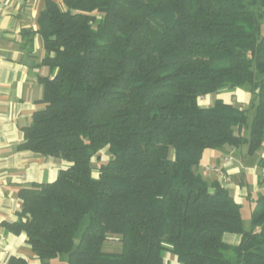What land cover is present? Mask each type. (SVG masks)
Wrapping results in <instances>:
<instances>
[{
	"label": "trees",
	"instance_id": "16d2710c",
	"mask_svg": "<svg viewBox=\"0 0 264 264\" xmlns=\"http://www.w3.org/2000/svg\"><path fill=\"white\" fill-rule=\"evenodd\" d=\"M38 25L51 74L18 149L70 166L21 189L6 228L42 264H264V192L245 229L230 190L196 170L205 150L264 147V0H47ZM237 89L247 107L201 106ZM258 169L262 185L264 156Z\"/></svg>",
	"mask_w": 264,
	"mask_h": 264
},
{
	"label": "crops",
	"instance_id": "0c3cea01",
	"mask_svg": "<svg viewBox=\"0 0 264 264\" xmlns=\"http://www.w3.org/2000/svg\"><path fill=\"white\" fill-rule=\"evenodd\" d=\"M46 1L0 0V264H9L12 257L42 264L26 234H15L6 228V224L18 220L22 210L21 189L51 183L61 170L70 166L69 162L59 158L18 149L24 141V128L30 125L33 113L43 106L40 103L43 98L40 78L51 74L50 68L42 64L46 51L37 32L38 19ZM239 90L242 89L236 92ZM217 99L246 107L251 97L212 94L202 98L209 103L205 105L201 101V106H212ZM247 154L248 148L208 149L196 170L209 181H217L228 188L242 206L247 200L252 204L254 198L264 191V183L259 184L256 158L264 156V150H260L256 157ZM248 156L255 160H248ZM209 167L220 171L208 170ZM224 174L230 176V184L224 182ZM227 236L231 237L227 240ZM240 238L237 234L225 235V241L230 244H238Z\"/></svg>",
	"mask_w": 264,
	"mask_h": 264
},
{
	"label": "rangeland",
	"instance_id": "374dc122",
	"mask_svg": "<svg viewBox=\"0 0 264 264\" xmlns=\"http://www.w3.org/2000/svg\"><path fill=\"white\" fill-rule=\"evenodd\" d=\"M232 92H235L233 94H231V92L229 90H223L222 92H220V95L221 96H225V97H230L232 95V97L236 96H240V97H251V94L245 90V89H242V90H239L238 92H236V90L232 91ZM246 92V94H245ZM249 93V94H248ZM202 103L207 105L209 102L207 100H202ZM249 104V103H248ZM248 104H246L248 106ZM246 106V107H247ZM242 107H245L242 105ZM253 114V113H252ZM253 115L251 116V119H252ZM241 148H244V149H247L248 147L247 146H244V147H241ZM264 150V147L261 149V151ZM248 155V154H247ZM256 157V156H255ZM260 157V156H259ZM259 157H256L259 159ZM102 158L104 160H107L109 158V153L104 150L102 152ZM248 160H251V161H254L255 159L253 157H250L248 156ZM246 163H249L248 161ZM94 166L96 167L97 164L94 163ZM215 167H209L208 170H213ZM95 176L98 175L97 171H95L94 173ZM230 179L228 180L227 179ZM223 178H224V182L227 183V184H230L232 181H231V178L230 176L228 175H223ZM208 180V179H207ZM264 191H262L261 193H263ZM260 193V194H261ZM258 194V196L260 195ZM256 197V196H255ZM256 198H254V201H255ZM253 201V203L251 204L248 200L246 201V203H244V205L242 206V218H243V224H244V227L245 229H249L250 228V225H251V212H252V209L254 208V205H255V202ZM229 237L231 236H227V240L229 239ZM104 250L107 251V252H119L122 250V245L120 244V241H118V239H112L110 242L107 241L104 245ZM165 261H166V264H179L178 262L175 261L174 257L172 254H169L167 255L166 254V258H165ZM53 264H66L67 263V257H64L63 259H56L52 262Z\"/></svg>",
	"mask_w": 264,
	"mask_h": 264
},
{
	"label": "built area",
	"instance_id": "2783aa9c",
	"mask_svg": "<svg viewBox=\"0 0 264 264\" xmlns=\"http://www.w3.org/2000/svg\"><path fill=\"white\" fill-rule=\"evenodd\" d=\"M213 170H215V171H220V169H218V168H214ZM227 179H228V177H227ZM228 180H230V179H228Z\"/></svg>",
	"mask_w": 264,
	"mask_h": 264
}]
</instances>
